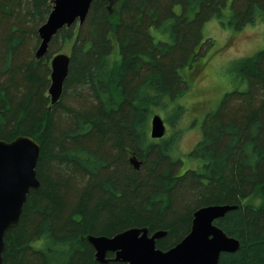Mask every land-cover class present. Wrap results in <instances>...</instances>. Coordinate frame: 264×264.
I'll return each instance as SVG.
<instances>
[{
  "label": "trees",
  "instance_id": "16d2710c",
  "mask_svg": "<svg viewBox=\"0 0 264 264\" xmlns=\"http://www.w3.org/2000/svg\"><path fill=\"white\" fill-rule=\"evenodd\" d=\"M51 2L0 0V140L40 145V187L6 233L3 264H98L86 236L133 227L165 231L156 242L165 251L210 205L237 206L214 222L240 242L218 264H264V49L236 63L246 89L224 94L203 119L194 169L180 173L176 135L149 137L151 117L203 71L213 46L205 24L240 31L264 22V0H92L82 25L61 29L37 61ZM61 45L70 66L51 106L50 62ZM254 195L256 207L245 203Z\"/></svg>",
  "mask_w": 264,
  "mask_h": 264
},
{
  "label": "water",
  "instance_id": "95a60500",
  "mask_svg": "<svg viewBox=\"0 0 264 264\" xmlns=\"http://www.w3.org/2000/svg\"><path fill=\"white\" fill-rule=\"evenodd\" d=\"M111 1V0H108ZM52 8L46 21L38 28L40 40L35 51L37 61L43 59L55 35L63 28L82 25L92 0H52ZM70 57L63 53L54 55L50 62V105L57 104L62 96L68 76ZM166 126L162 117L154 114L150 119L149 137L162 139ZM40 145L28 136H18L7 142L0 140V264H3L6 233L19 222L23 206L30 190H37L40 183L36 166ZM130 163L138 170L142 162L132 156ZM237 206L210 205L193 213L189 233L176 245L163 251L156 242L166 236L165 231L149 233L146 227H133L112 237L86 236L98 264H218L222 253H234L240 242L228 237L214 222ZM108 253L113 257L108 258Z\"/></svg>",
  "mask_w": 264,
  "mask_h": 264
},
{
  "label": "rangeland",
  "instance_id": "374dc122",
  "mask_svg": "<svg viewBox=\"0 0 264 264\" xmlns=\"http://www.w3.org/2000/svg\"><path fill=\"white\" fill-rule=\"evenodd\" d=\"M203 35L213 41V46L205 55L203 71L197 75V80L180 99L158 110V115L162 117L166 126L164 138L168 135L177 136L174 155L181 160L180 173L187 169L192 170L197 165L189 154L202 138L201 124L206 114L217 108L224 94L246 89L236 71L237 61L264 49V22L261 21L240 31H234L229 27L222 28L217 20H212L203 27ZM217 48L219 50L213 54ZM58 53L69 56L70 49L61 45ZM112 59L114 61L118 59L117 51L112 55ZM174 109L178 110L176 111L178 117L170 123ZM260 201V197L254 195L245 203L256 207Z\"/></svg>",
  "mask_w": 264,
  "mask_h": 264
}]
</instances>
